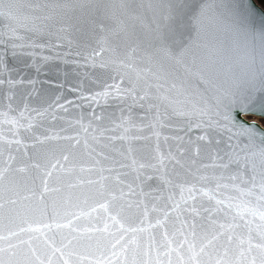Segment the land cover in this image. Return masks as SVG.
I'll list each match as a JSON object with an SVG mask.
<instances>
[{
    "label": "water",
    "instance_id": "95a60500",
    "mask_svg": "<svg viewBox=\"0 0 264 264\" xmlns=\"http://www.w3.org/2000/svg\"><path fill=\"white\" fill-rule=\"evenodd\" d=\"M186 2L199 19L177 63L154 39L166 0H3L5 264H250L264 128L241 135L221 113L264 116V8Z\"/></svg>",
    "mask_w": 264,
    "mask_h": 264
},
{
    "label": "snow or ice",
    "instance_id": "6c2138e0",
    "mask_svg": "<svg viewBox=\"0 0 264 264\" xmlns=\"http://www.w3.org/2000/svg\"><path fill=\"white\" fill-rule=\"evenodd\" d=\"M3 0H0V5H2ZM195 6L188 5L186 0L182 3L181 0H166V6H162L161 8V27L156 30V35L154 37L157 45L158 52L165 56H171V58L176 59V62L179 63V59L175 56V45L177 40L181 35V27L183 26L185 19L188 16H192L193 20L199 19L198 15H195ZM4 13L0 11V15ZM201 15L203 14V9L201 10ZM173 47V51L169 52V47ZM140 99H144V97H140ZM226 110L221 113L223 120L228 124L229 130L236 129L241 135H247L249 137H254L256 132L261 128H264V116L260 118L259 121H251L250 123H246L249 116L253 115V109L248 104L239 105L236 109L229 105H225ZM67 159V157H65ZM56 167V165H53ZM51 175V172L48 173ZM3 178V173H0V179ZM44 188L47 190V180L43 181ZM264 191V188H262ZM12 204H15V200L9 201ZM3 204H0V208H3ZM260 218L264 220V212L260 213ZM32 231H39V229H31ZM24 231V229H21ZM12 236H17L18 233H11ZM0 240L6 241L9 245V248L15 247L12 244L11 239L9 237L0 236ZM21 243H24L21 240ZM243 243V241L241 242ZM115 247V245H114ZM7 249L0 247V253H6ZM200 252H204V248L200 249ZM248 254L251 256L250 264H264V231L260 233V239L257 243H253L251 238L248 241ZM255 253V254H253ZM199 253H193L191 257H189L190 264H201V260L198 258ZM244 256V253H241ZM245 261L247 264V257H245ZM0 264H5L3 259H0ZM67 264V262H65ZM216 264H220V261H217Z\"/></svg>",
    "mask_w": 264,
    "mask_h": 264
},
{
    "label": "trees",
    "instance_id": "16d2710c",
    "mask_svg": "<svg viewBox=\"0 0 264 264\" xmlns=\"http://www.w3.org/2000/svg\"><path fill=\"white\" fill-rule=\"evenodd\" d=\"M258 2V4L264 8V0H256Z\"/></svg>",
    "mask_w": 264,
    "mask_h": 264
},
{
    "label": "rangeland",
    "instance_id": "374dc122",
    "mask_svg": "<svg viewBox=\"0 0 264 264\" xmlns=\"http://www.w3.org/2000/svg\"><path fill=\"white\" fill-rule=\"evenodd\" d=\"M248 120L259 121L258 119H255V118H252V117L251 118L249 117Z\"/></svg>",
    "mask_w": 264,
    "mask_h": 264
}]
</instances>
